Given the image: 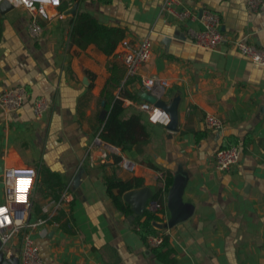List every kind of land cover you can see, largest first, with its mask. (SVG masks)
Segmentation results:
<instances>
[{"label": "crops", "instance_id": "0c3cea01", "mask_svg": "<svg viewBox=\"0 0 264 264\" xmlns=\"http://www.w3.org/2000/svg\"><path fill=\"white\" fill-rule=\"evenodd\" d=\"M261 1L251 10L246 0H175L168 9L164 0H61L55 8L45 6L46 19L38 17V38L27 32L24 9L0 14V91L19 86L27 94L15 111L0 112V203L2 170L32 168L25 222L43 220L0 242L3 256L18 259L26 235L43 264H264V65L229 42L205 50L191 41L206 8L219 16L222 33L264 52ZM181 10L191 17L178 20L173 11ZM79 13L122 31L110 54L73 40L71 25ZM144 38L151 45L149 59L129 76L118 57L119 42ZM109 77L122 118L137 115L144 126V143L121 149L98 137L105 114L101 91ZM150 77L164 84L143 91L141 81ZM142 93L173 115L172 128L147 120L138 108ZM36 97L48 106L39 118L31 110ZM206 113L220 118V131L204 127ZM232 145L240 148L237 162L215 169V151ZM121 159L133 169L122 168ZM163 173L171 176L170 184L175 175L183 176L181 201L192 207L171 227L170 184L164 188ZM108 175L130 181L127 190L149 188L140 215L133 216L122 198L128 212L115 208L106 192ZM155 202L161 222L150 227L166 237V245L154 254L134 221L155 212Z\"/></svg>", "mask_w": 264, "mask_h": 264}, {"label": "built area", "instance_id": "2783aa9c", "mask_svg": "<svg viewBox=\"0 0 264 264\" xmlns=\"http://www.w3.org/2000/svg\"><path fill=\"white\" fill-rule=\"evenodd\" d=\"M1 1V0H0ZM12 7H20L27 12V32L30 37L38 38L41 33V26L38 22V17L47 18L45 6L57 7L60 4L43 3V0H30L29 4L20 3L19 0H7ZM175 0H164V7L169 8L170 4ZM261 0H246L247 8L256 10ZM171 11V10H170ZM173 15L178 20H184L191 17L188 10L173 11ZM198 20L200 23V29L191 34L192 43L199 48L205 50H212L218 44L229 42L233 44L237 52L247 57L252 63L258 65H264V52L255 47L252 44L246 43L241 39H230L219 29V16L209 10L202 9L199 12ZM264 30V26H263ZM120 51L118 54L119 60L123 65L127 75L132 76L137 74L140 66L148 61L151 45L147 38H144L140 42L133 43L127 39H122L119 42ZM154 84L162 86L164 81L158 82L155 78H145L141 81V87L143 91L148 90ZM27 98V94L24 88L14 86L9 89L0 91V112L4 115H9L15 111L22 103L23 98ZM32 114L35 118L46 111L48 108L47 102L42 97H36L31 102ZM138 108L145 112L146 118L149 122H153L151 117L155 114V111L160 110L162 115L155 122L165 124V120L168 121L167 113L152 103L142 101L138 104ZM203 124L206 129L212 131H220L222 122L220 118L214 114H204ZM240 148L237 145L218 148L214 153V167L217 170H227L230 166L234 165L239 159ZM119 165L131 171L133 169V163L127 159H121ZM34 171L32 168L20 167V168H5L1 174V184L3 187V200L0 203V242L1 244L8 243L24 226H34L39 223H43V220L37 219L32 224L25 222L26 213L29 208V192L33 184ZM21 181H27L26 185H21ZM23 187V191L21 188ZM23 196V199L20 197ZM61 199L63 200V194ZM59 202L56 204V207ZM154 209H158L159 205L155 202ZM146 240L150 246L156 247L161 243V235L149 234ZM19 264H43L41 255L38 248L32 242V240L24 235L21 239V245L18 254Z\"/></svg>", "mask_w": 264, "mask_h": 264}, {"label": "trees", "instance_id": "16d2710c", "mask_svg": "<svg viewBox=\"0 0 264 264\" xmlns=\"http://www.w3.org/2000/svg\"><path fill=\"white\" fill-rule=\"evenodd\" d=\"M71 27L70 35L71 37L76 35L73 40L77 44L85 45L88 42H92L99 50L106 54H110L117 42L123 37L121 30L99 25L94 18L82 13L76 15ZM112 83L111 77H109L101 91L105 114L102 118V125L98 132V137L102 141L121 149H126L134 144L144 143L147 138L144 126L140 123L137 115H131L125 119L122 118V102L120 99L114 98L109 90ZM233 143L234 141L231 142V144ZM170 181L171 176L168 173H163L165 189L170 184ZM104 182L106 192L115 208L122 213H127L128 209L121 201V194L131 187V182L119 181L111 175L105 176ZM113 189H115V192L112 191ZM158 195L159 193L156 192L153 197L156 198ZM157 204L159 205L158 202ZM158 209L155 212L146 211L143 214L144 219L142 221L138 219L134 221L137 226V233L141 238L145 239L149 234H159L154 233L150 227L152 221L161 222V219L157 216V212L161 211V208L159 207ZM164 245H166V237L161 235V243L159 246L152 248V252L154 254L157 253Z\"/></svg>", "mask_w": 264, "mask_h": 264}, {"label": "water", "instance_id": "95a60500", "mask_svg": "<svg viewBox=\"0 0 264 264\" xmlns=\"http://www.w3.org/2000/svg\"><path fill=\"white\" fill-rule=\"evenodd\" d=\"M12 5L7 0L0 1V14H3L7 10L11 9ZM74 8V7H73ZM71 8L68 12H72ZM142 97L149 103L154 102V98L149 94L142 93ZM167 113V112H166ZM168 125L170 129L174 125L173 115L167 113ZM183 187V176L181 174L175 175L167 191L166 207L168 210V219L166 226L172 225L185 220L192 212V207L189 204L181 201V191ZM151 192L148 187H140L136 189H130L121 194V198L124 202L130 205L132 215H140L143 211L146 201L150 198ZM0 264H18L16 257H4L3 251L0 250Z\"/></svg>", "mask_w": 264, "mask_h": 264}, {"label": "clouds", "instance_id": "9594fccd", "mask_svg": "<svg viewBox=\"0 0 264 264\" xmlns=\"http://www.w3.org/2000/svg\"><path fill=\"white\" fill-rule=\"evenodd\" d=\"M20 3L23 4H29L30 0H19ZM43 3H52V4H58L59 0H43ZM162 115H164L163 113L160 112V110H156L155 114L151 117V119L153 120V122H155L159 117H161ZM165 123L167 122L166 120L164 121ZM21 185H26L27 181H21L20 182ZM21 191H23V187L21 188Z\"/></svg>", "mask_w": 264, "mask_h": 264}, {"label": "snow or ice", "instance_id": "6c2138e0", "mask_svg": "<svg viewBox=\"0 0 264 264\" xmlns=\"http://www.w3.org/2000/svg\"><path fill=\"white\" fill-rule=\"evenodd\" d=\"M20 199H23V196H21ZM3 211H4L3 209H0V212H3Z\"/></svg>", "mask_w": 264, "mask_h": 264}]
</instances>
